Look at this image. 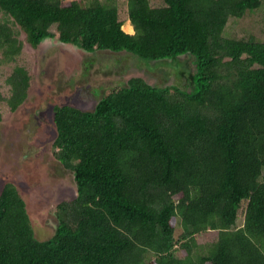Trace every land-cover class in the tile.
<instances>
[{"label":"trees","instance_id":"16d2710c","mask_svg":"<svg viewBox=\"0 0 264 264\" xmlns=\"http://www.w3.org/2000/svg\"><path fill=\"white\" fill-rule=\"evenodd\" d=\"M162 1L127 0L130 33L118 0H0L9 112L34 84L24 42L131 57L93 110L54 106V154L76 188L54 234L38 239L19 188H2L0 264H264V31L248 33L250 14L228 34L264 0Z\"/></svg>","mask_w":264,"mask_h":264},{"label":"rangeland","instance_id":"374dc122","mask_svg":"<svg viewBox=\"0 0 264 264\" xmlns=\"http://www.w3.org/2000/svg\"><path fill=\"white\" fill-rule=\"evenodd\" d=\"M150 2L153 6L163 4L162 0ZM118 3L121 17L126 19L123 26L128 27L127 0H118ZM246 18L248 33L260 34L261 30L264 31L262 7L261 10L250 11L242 19L230 23L228 34L241 30L240 26L244 23L240 22ZM19 36L24 40L22 32ZM57 43L58 40L54 38L43 41L40 47L33 49L24 42L18 64L25 65L34 72L30 95L14 112H9L5 105H0L3 114L0 123V193L8 182L19 188L26 201L35 236L40 240L50 238L56 230L59 223L55 212L57 203L64 198L76 196L72 172L59 162L53 150L56 135L54 106L71 104L83 110H93L105 87L129 77L131 62L129 55L118 56L109 51L81 55L70 50L68 53L62 51L61 45ZM109 55L116 56L117 63L111 62L112 57ZM13 65V62L0 64V87L5 85L4 80ZM168 69L170 67L166 64L165 73ZM137 73L139 72L135 71ZM165 73L160 70V66L151 71L152 76L160 82L168 83L171 76H166ZM96 90H100L99 95L95 94ZM243 211L240 210L237 226L244 222ZM181 232L182 228H178L177 233ZM216 234L217 232L205 233L200 236V241L209 243Z\"/></svg>","mask_w":264,"mask_h":264},{"label":"crops","instance_id":"0c3cea01","mask_svg":"<svg viewBox=\"0 0 264 264\" xmlns=\"http://www.w3.org/2000/svg\"><path fill=\"white\" fill-rule=\"evenodd\" d=\"M129 24H130V26H132V28L134 29V27H133V25H132V23H131V21L129 20V22H128ZM135 32V30H133V32L132 33H134Z\"/></svg>","mask_w":264,"mask_h":264},{"label":"bare ground","instance_id":"6f19581e","mask_svg":"<svg viewBox=\"0 0 264 264\" xmlns=\"http://www.w3.org/2000/svg\"><path fill=\"white\" fill-rule=\"evenodd\" d=\"M128 27H130V25H129ZM128 27H126V28H128ZM123 29L125 30V28H124V27H123ZM133 30H134V29L132 28V32H133ZM132 32H130V33H132ZM128 33H129V32H128Z\"/></svg>","mask_w":264,"mask_h":264},{"label":"clouds","instance_id":"9594fccd","mask_svg":"<svg viewBox=\"0 0 264 264\" xmlns=\"http://www.w3.org/2000/svg\"><path fill=\"white\" fill-rule=\"evenodd\" d=\"M127 32V31H126Z\"/></svg>","mask_w":264,"mask_h":264}]
</instances>
